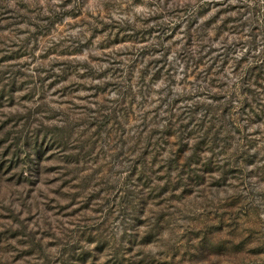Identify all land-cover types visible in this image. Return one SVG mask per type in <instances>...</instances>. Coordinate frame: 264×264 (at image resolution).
<instances>
[{
    "label": "rangeland",
    "instance_id": "1",
    "mask_svg": "<svg viewBox=\"0 0 264 264\" xmlns=\"http://www.w3.org/2000/svg\"><path fill=\"white\" fill-rule=\"evenodd\" d=\"M0 264H264V0H0Z\"/></svg>",
    "mask_w": 264,
    "mask_h": 264
}]
</instances>
